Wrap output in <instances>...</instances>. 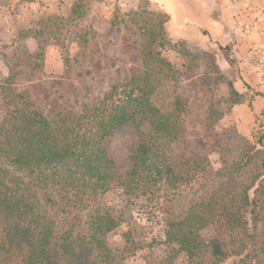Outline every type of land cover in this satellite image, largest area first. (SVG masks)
<instances>
[{"label": "trees", "instance_id": "1", "mask_svg": "<svg viewBox=\"0 0 264 264\" xmlns=\"http://www.w3.org/2000/svg\"><path fill=\"white\" fill-rule=\"evenodd\" d=\"M82 6L75 3L59 22L82 17ZM150 15L143 71L111 85L77 115L47 117L24 92L0 85V264H123L146 244L131 232L110 240L120 220L101 197L112 188L162 200L168 264L179 254L186 264H264V130L218 168L203 156L172 160L188 108L181 98L155 99V76L170 65L151 47L175 45L167 38L168 16ZM43 36L36 34L38 51L29 57L39 62ZM115 139L113 150L108 142ZM183 189L190 191L186 207L174 214L169 204Z\"/></svg>", "mask_w": 264, "mask_h": 264}, {"label": "rangeland", "instance_id": "2", "mask_svg": "<svg viewBox=\"0 0 264 264\" xmlns=\"http://www.w3.org/2000/svg\"><path fill=\"white\" fill-rule=\"evenodd\" d=\"M77 2L83 5L82 17L61 24ZM259 2L264 4L230 0L234 13L223 41L210 0H155L157 5L149 0H0V85L7 81L12 89L24 92L33 108L47 117L77 115L83 104L100 99L111 85H123L143 71L146 31L155 22L150 14L165 13L167 38L175 48L151 47L170 65L166 74L155 76V99L181 98L188 108L172 160L203 156L218 168L221 158L232 160L250 149L264 130L262 77L246 63L250 47H264V20L253 16ZM40 20L55 26L43 28ZM234 21L250 24V36L234 28ZM38 32L48 39L40 62L29 58L38 51ZM204 33L215 41H208ZM34 64L39 68L33 69ZM35 85L40 88L34 90ZM118 144L119 139L108 142L113 150ZM189 194L183 189L169 204L174 214L185 209ZM101 200L120 220L111 241L131 232L146 244L123 264H168L161 199L151 202L112 188ZM210 235V229L203 232L206 239ZM171 264H186L184 255Z\"/></svg>", "mask_w": 264, "mask_h": 264}, {"label": "crops", "instance_id": "3", "mask_svg": "<svg viewBox=\"0 0 264 264\" xmlns=\"http://www.w3.org/2000/svg\"><path fill=\"white\" fill-rule=\"evenodd\" d=\"M151 3L157 5L155 3V0H149ZM264 1V0H261ZM262 2H259L258 5V9L254 8L253 9V16H256L259 21L260 20H264V14L262 13V8L264 9V4L261 5ZM210 5H211V15L213 17V19L218 22L217 24L220 25L222 27V40L225 41L227 39V35L225 33L226 31V25L227 24H231V14L234 13V8L230 3V0H210ZM263 6V7H262ZM168 23V22H167ZM166 30L169 33V29L167 27L166 24ZM264 30V28H263ZM204 37H206V39L209 40H213V38H211L208 34L204 33ZM215 41V40H213Z\"/></svg>", "mask_w": 264, "mask_h": 264}, {"label": "built area", "instance_id": "4", "mask_svg": "<svg viewBox=\"0 0 264 264\" xmlns=\"http://www.w3.org/2000/svg\"><path fill=\"white\" fill-rule=\"evenodd\" d=\"M233 1L240 2V0H233ZM233 26L234 28L239 29L240 32H242L244 35L248 37L250 36L251 33L250 24L234 21ZM246 63L253 71L257 72L258 75L262 77L260 84L264 88V47H259V48L250 47L247 55Z\"/></svg>", "mask_w": 264, "mask_h": 264}]
</instances>
